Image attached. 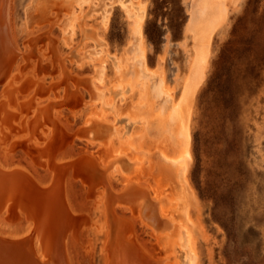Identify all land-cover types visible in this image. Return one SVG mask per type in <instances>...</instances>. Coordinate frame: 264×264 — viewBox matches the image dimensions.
<instances>
[{
  "label": "rangeland",
  "instance_id": "374dc122",
  "mask_svg": "<svg viewBox=\"0 0 264 264\" xmlns=\"http://www.w3.org/2000/svg\"><path fill=\"white\" fill-rule=\"evenodd\" d=\"M66 1H9L0 212L21 228L33 219L44 255L60 236L58 264H69L68 234L80 264H175L149 204L179 189L164 159L177 146L143 117L154 103L152 79L180 94L192 58V0H129L144 7L139 40L123 0ZM222 1L226 15L191 108L186 176L196 264H264V0ZM140 53L152 74L144 84ZM7 235L0 237L33 240L32 232Z\"/></svg>",
  "mask_w": 264,
  "mask_h": 264
},
{
  "label": "bare ground",
  "instance_id": "6f19581e",
  "mask_svg": "<svg viewBox=\"0 0 264 264\" xmlns=\"http://www.w3.org/2000/svg\"><path fill=\"white\" fill-rule=\"evenodd\" d=\"M9 1L7 9L6 35L9 34ZM128 1L129 0H123L121 1V4L132 18V36L134 39L139 40L142 37L141 23L143 21L144 7L143 4L140 3L138 4L137 8H133L132 4ZM74 2L77 5H81L83 0H75ZM225 15L226 6L222 0H192L186 27L193 40L192 58L189 71L184 79L179 97L177 101L173 103L169 109H167L166 103L169 96L167 91L164 90L163 80L162 78L157 80L152 79L151 94L155 99L162 97V100L160 102L157 100L155 101L152 117H143V120H146L147 123L152 122L158 126H163L164 130H166L170 135L172 142L177 146V151L175 152L174 156L169 158L164 157V159L173 167H175L179 180V189L173 194L172 197L167 198L164 204L161 203L158 206H155L154 202L149 204L150 210L157 218L158 224L162 230L157 235L160 237H165L172 243L173 251L171 252V255L176 259L175 264H196V249L192 221L190 219L193 194L190 190V187L188 186L186 176L188 165L191 160V108L195 91L205 77L212 34L215 31L217 25L224 19ZM0 23L4 22L0 19ZM137 60L140 63V82L144 84L143 80L145 78L151 77L152 74L144 65V57L142 53H140V55L137 57ZM63 157L64 154L59 155L58 159L63 160ZM0 163L6 164L5 160L1 157ZM45 178H47L48 181L51 180V177L46 176ZM66 196L68 198L70 207H75V204L72 200L73 198L69 182L66 185ZM172 209L173 211L180 214L179 218H176L174 214L169 215V211ZM5 211V209H2L0 212V234H3L4 236H11L7 234L18 235L32 232L36 249L40 254H45L46 250L43 245L44 242L42 241V236H40L35 230L37 227L33 225V219L26 220L24 224L25 226L21 228L20 226L9 223V221L5 219L7 218L5 216ZM164 214H168L169 216H167L165 219H162L161 217H163L162 215ZM42 235L45 237L44 234ZM47 235L48 234H46V236ZM64 249L69 264H80L75 249L74 240L70 234L66 235ZM168 258L169 256L167 259ZM61 259L62 258L59 254L57 260ZM166 264H168V262Z\"/></svg>",
  "mask_w": 264,
  "mask_h": 264
},
{
  "label": "water",
  "instance_id": "95a60500",
  "mask_svg": "<svg viewBox=\"0 0 264 264\" xmlns=\"http://www.w3.org/2000/svg\"><path fill=\"white\" fill-rule=\"evenodd\" d=\"M8 1L0 0V19L4 22L0 23V49L8 36L6 35ZM60 245L61 238L58 236L53 242V250L44 255L38 252L33 240L29 246L23 241L0 237V264H58Z\"/></svg>",
  "mask_w": 264,
  "mask_h": 264
},
{
  "label": "crops",
  "instance_id": "0c3cea01",
  "mask_svg": "<svg viewBox=\"0 0 264 264\" xmlns=\"http://www.w3.org/2000/svg\"><path fill=\"white\" fill-rule=\"evenodd\" d=\"M151 85H152V83L150 82V84H149V90H150V95H151V97L154 100V103H153V106L151 108V113H150V116L149 117H152L153 116L155 101L157 100L158 102H160L162 100V97L155 99L154 96L151 94ZM164 90L167 91L168 96H169L168 101L166 103V108L169 109V107L173 103H175L177 101L179 95L177 97H174L173 94H172V92L170 91L171 89L169 87H167L166 84H164ZM160 127H161V125H160ZM162 128L164 129L163 126H162ZM172 156H174V154L173 155H166V157H168V158L169 157H172Z\"/></svg>",
  "mask_w": 264,
  "mask_h": 264
}]
</instances>
